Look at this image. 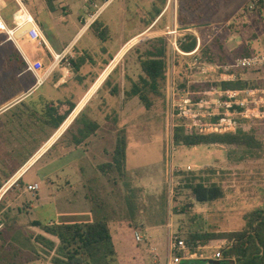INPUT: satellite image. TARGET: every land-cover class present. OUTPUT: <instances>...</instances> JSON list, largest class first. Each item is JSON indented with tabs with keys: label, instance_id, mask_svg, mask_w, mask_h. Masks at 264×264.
<instances>
[{
	"label": "rangeland",
	"instance_id": "obj_1",
	"mask_svg": "<svg viewBox=\"0 0 264 264\" xmlns=\"http://www.w3.org/2000/svg\"><path fill=\"white\" fill-rule=\"evenodd\" d=\"M200 1L202 5L200 12L203 19L199 24H209L202 27L206 28L202 30L206 43L218 35L225 40L230 51H239V55L232 58L234 61L243 57H256L260 61L251 68L234 69L238 70L235 75L238 74L242 79L249 81L252 88L238 92L236 97L239 102L245 100L246 107L250 110L245 114L247 116L245 118L236 116L237 129L241 128L253 133L262 143V150L258 153L259 156H251L234 146L212 145L186 148L171 143V124L180 122L177 118L172 121V92L178 89L175 91L179 93L176 97L179 99L182 97L183 89H188L187 81L188 83H195L199 80L206 82L207 78L220 81V69L215 68V72L214 70L202 72L193 64L190 57L176 54L173 47L174 42L177 43L178 39L187 32L177 23L178 0L176 5L174 2L170 5L166 2L162 7L160 15L162 18L149 31H146V28L155 14L157 0H114L106 10L108 13L115 10L123 13L121 21H124L126 38L132 40L125 48L127 54L120 61L118 75L122 76V68L125 67L132 79L135 81L138 79L141 73L138 61L149 46V41L162 37L167 49L166 81L162 87L161 96H151L153 105L149 110L137 100L124 102L123 95L113 98L111 104L115 107L118 104L125 106V111H121L120 118L123 124L118 128L126 139L125 168L121 175L113 168L109 170L107 176L98 178V182L94 184L95 196L108 208L110 220H123L122 218L126 216L123 201L126 184L134 191L138 205L142 209L139 214L141 217L137 220L145 223L140 228L143 234L151 240L145 241L144 245L148 248L151 243L155 245L152 254L147 251L141 253L139 250L132 254L129 250L122 252V244H117L119 255L116 256L114 264H169L170 235H179L188 242V236L196 231L200 233L240 231L247 226L246 216L248 217L253 210L262 207L264 203V0ZM63 3L61 0L56 2V11L49 13L43 0H0V16L4 20L8 17L5 21L9 28H13L12 15L19 8V4H23L36 23L38 20L43 23V31L45 30L44 34L48 40L58 34L60 39L68 42L79 25H75L77 15L74 9L65 16ZM103 3L104 0H91L90 13H95ZM130 30L134 33L131 34ZM122 31V29L119 31L115 29L116 35L109 36L115 47L120 44L118 39L121 38ZM135 31L142 33L137 36ZM190 31L198 36L197 31ZM108 33L110 34L106 29L105 35L107 36ZM7 38L6 34L0 33V103L19 88L18 84L7 76L13 73L8 57L16 50L12 42H7ZM17 41L19 46L26 48L30 53L34 52L33 56L40 47L23 35H20ZM121 42L125 44L124 39ZM198 45L199 39L197 40ZM243 48L248 51V56H240ZM173 64H176V72L173 70ZM180 81H184L186 86H181ZM216 98L206 97L211 101ZM210 108H215V106L211 104ZM110 114L111 112L107 115ZM109 117L111 122L116 116L110 115ZM2 122L5 123V119H2ZM111 124L115 126V123L111 122ZM19 126L25 128L23 123ZM13 130L8 129L5 137H0V169H4L7 174L36 144L33 138L25 142L21 141V137L18 136L21 133L20 127H16L15 132ZM12 132L16 141L8 136ZM22 134L25 135L28 132L23 130ZM113 146L109 148L108 157L89 156L88 162L77 163L78 169L83 165L90 164L95 167L110 162ZM51 156L52 154L47 155L23 178L25 183L36 182L40 186V189L34 193L35 196L26 194L29 215L23 217V221L35 219L43 222L52 220L57 222L63 219L89 218L92 202L85 198V188L71 189L68 187L64 192L62 187L67 186L71 178L68 174L61 179L56 178L62 175L60 169L63 170L64 165H69L70 156H64L62 160L56 162L48 160ZM106 158L109 160L100 161ZM91 173L100 174L99 171L89 172ZM48 178L53 180V185L50 181L48 182ZM91 178L83 176L79 181L81 184L85 182L88 184ZM189 178H194L197 182L220 185L224 196L210 203H197L190 190L186 188ZM188 245L196 251L197 259L183 260L180 264H204L206 260L214 259V255L226 247L227 241L216 239ZM33 264L48 263L41 258Z\"/></svg>",
	"mask_w": 264,
	"mask_h": 264
},
{
	"label": "trees",
	"instance_id": "obj_2",
	"mask_svg": "<svg viewBox=\"0 0 264 264\" xmlns=\"http://www.w3.org/2000/svg\"><path fill=\"white\" fill-rule=\"evenodd\" d=\"M48 9L54 11L55 3L59 0H43ZM93 1V0H92ZM157 7L154 9V16L150 24L154 22V28L158 21L162 18V7L167 0H157ZM253 1V0H251ZM200 0H178L177 23L181 28H186L191 24H199L202 22V13ZM159 18V19H158ZM149 24V25H150ZM206 28L194 29L198 36L191 31H187L178 39L179 56L190 57L193 64L199 69L205 66H217L222 71L226 64L232 63L235 56L239 55V51H230L225 40L216 35L210 42L205 41L204 31ZM26 29H23L25 32ZM99 37L104 39L100 34ZM199 45L197 46V40ZM240 56H248L249 53L245 48ZM166 43L162 37H158L149 41V46L141 54L139 64L141 74L136 81L132 82L131 88L125 93V98L136 97L149 110L153 105L151 96H161V90L166 81L167 62H166ZM15 58L19 59L17 53L8 57V62ZM245 58V57H243ZM232 59V60H231ZM231 60V61H230ZM19 66L24 70L26 65L20 59ZM173 70L176 72V64H173ZM235 76L233 80H220L211 82L192 83L187 81L181 82V86H186L192 93V99L199 101L206 98L199 92L217 89L221 92L236 91L242 92L251 88V83L242 79L238 74V70L234 68L229 71ZM110 77V76H109ZM108 77V78H109ZM108 78L104 82H108ZM103 84V85H104ZM178 90V89H177ZM116 94L115 92L112 95ZM224 97V98H223ZM223 100L227 97L224 95ZM74 105L70 104L69 109L62 115L58 116L51 123L52 129L56 130L67 119L73 111ZM235 110H242L239 106L234 107ZM51 114H56L57 109H50ZM180 121V120H179ZM75 124H81L82 128L78 129L80 139H85L93 134L98 125L87 120L84 113H80L74 120ZM121 131H117L113 152L111 153V161L98 166L99 177L90 180L91 186L85 197L91 202V215L84 219H63L61 221L52 220L43 222L41 220H27L22 222V218L29 214L27 208L8 209L0 218V264H30L34 263L42 255H50V251L54 254L50 258L51 264H114L116 262L117 252L115 249L113 237L109 227L110 216L106 205L96 199V187L94 184L98 182V178H104L109 174L110 169H115L118 174H122L125 168L126 160V139ZM173 143L175 146H183L193 148L198 146H234L240 148L246 154L251 156H259L262 150V143L250 131L241 128L235 132L225 133H190L187 134L182 121L176 123L173 130ZM78 141V139H75ZM16 170L12 171L13 174ZM9 177V175H8ZM7 177V178H8ZM1 186V182H0ZM126 192L123 196L124 209L126 216L122 218L129 227H136L138 215L142 212L133 190L125 184ZM197 203L205 204L221 199L224 196L222 187L216 183L206 184L203 181H195L194 178L187 179V185ZM3 203L0 202V210ZM29 204H27V207ZM23 216V217H22ZM247 226L240 231L224 232V233H200L198 231L188 236V244H197L198 242H207L209 240H225L226 247L221 252V260L227 264H264V203L263 206L253 210L248 217L246 216ZM30 227H36L43 230L46 234L52 235L58 239V244L46 237L35 234ZM40 250V251H39Z\"/></svg>",
	"mask_w": 264,
	"mask_h": 264
},
{
	"label": "crops",
	"instance_id": "obj_3",
	"mask_svg": "<svg viewBox=\"0 0 264 264\" xmlns=\"http://www.w3.org/2000/svg\"><path fill=\"white\" fill-rule=\"evenodd\" d=\"M61 1H63V5H65V16L70 14L74 9L77 15L75 25H79L68 42L60 39L58 34H56L53 39L48 40L47 36L44 34L45 30L43 31V23L40 22V20H38L37 25L44 36L46 46H40L35 52L36 56L32 55L34 52L30 53L26 48L19 46V43L16 46L7 38V42H12L16 47V50L14 49L16 52L13 51L11 55L13 56L15 53L19 55L18 60L13 58L12 61L9 62L13 73L7 76L9 79L16 82L19 88L0 103V137H5L8 129H14L13 132H15L16 127H20L21 133H19L18 136L21 137V141L25 142L27 139L31 140V138H33L36 144L30 152L17 162L18 164L16 163V166L10 169L9 174L5 173L4 169H0V202L3 203L2 209L0 210V218L8 209H29V207L26 206L28 204L25 199L26 194L35 196L34 193L40 189V186L37 191H29L27 186L36 182L25 183L23 178L34 166L49 154H52V156L48 158L51 162L62 160V158L67 155L70 156L69 165H64L63 170L60 169L62 175L56 176L57 179H61L64 175L68 174L71 178L67 186H61L62 190L65 192L68 187L71 189L74 187H83L85 188L86 194L88 186L92 184L90 182H88V184H86V182L85 184H81L79 180L83 176L92 177L91 179L99 177L100 174H89L91 171L98 172V166L94 167L89 164L83 165L78 169L77 163L83 161L88 162L89 156L108 157L110 155L109 148L114 145L116 132L123 124L120 120L121 111H125V106L122 107L118 104L117 107H115L111 105L113 103V98L123 95L124 102H131L132 100L140 102L136 97L125 98V93L130 90L132 82L135 81L127 73L126 68H122V76L117 74L120 61L127 54V49L125 48L132 41L126 38L127 33L123 24L124 21H121L123 13L118 10L108 13L106 10L108 5L97 13L94 22L90 26H84V20L88 15L92 14L89 9L91 0ZM48 11L52 13L55 12L56 9L54 11L49 9ZM5 20H8V17H5ZM5 20L0 16V28L2 26L4 27V25L8 26ZM153 25L154 22L146 28V31L152 30ZM106 29L110 32L107 36L105 35ZM115 29L118 31L120 29L123 30L121 38L118 36V40L120 41L118 47L112 45V38L109 37L115 34ZM130 32H132L131 34L134 33L133 30H130ZM136 32L137 36L142 33L135 31V33ZM0 33L5 34L4 31L1 30ZM23 33V30L17 31L15 38L18 39ZM99 34L104 39H101ZM122 39L125 40V44H122ZM41 50H43V52ZM65 50H67V54L60 64L52 70H47L52 62L50 51L53 53H62ZM24 55L31 61L39 60L43 63V72L47 71L45 75L41 72V75L44 77L41 82L37 83L33 74L26 72L25 69L21 70L19 66H12L15 63L19 65L20 59L24 62ZM138 65L140 66L139 61ZM220 74H222V71H219V75ZM107 78L108 82L104 84ZM127 82L129 83L128 85ZM121 84L123 85L122 87ZM113 92L116 94L112 95ZM70 104L74 105L73 111L59 128L53 130L51 123L55 121L58 116L66 112ZM133 107H135V105H133ZM55 108L57 109V113L51 114L49 110ZM81 112L84 113L85 119L91 120L98 125L97 130L85 139H80L78 136V129L82 128L81 124L73 123ZM109 112H111L110 115L116 116L113 118L111 117V122L115 123V126H112L109 120L110 115H107ZM2 119H5V123L2 122ZM116 121H118L119 124ZM22 123L25 128L19 126ZM23 130H26L28 134L23 135ZM13 132L8 136L13 137L15 140ZM75 139H78V141H75ZM107 160L109 159L106 158L100 161L104 162ZM14 170L16 171L11 174ZM79 172L84 174L82 175ZM49 181L53 185V180L51 178H48V182ZM51 194L54 195L55 193ZM138 217L141 216L138 215ZM22 222H25L23 218ZM135 223L136 227L131 228L124 220L116 219L109 222L117 255H119V246L117 244H122V252L124 250L126 252L129 250L132 254L135 253L136 250H139L141 253L147 251L152 254L154 252H152V249L155 245L151 243L149 248L144 245L145 241H151L149 237L143 234L140 228L145 225V223H140L138 220H136ZM30 230L35 232V234H40L53 241L55 245L58 244V239L56 237L46 234L43 230L36 227H30ZM135 231L144 235V242H136L134 239ZM49 253L50 255L48 256L40 252L44 262L51 264L50 258L54 254V251L52 250ZM39 260H41V258Z\"/></svg>",
	"mask_w": 264,
	"mask_h": 264
},
{
	"label": "built area",
	"instance_id": "obj_4",
	"mask_svg": "<svg viewBox=\"0 0 264 264\" xmlns=\"http://www.w3.org/2000/svg\"><path fill=\"white\" fill-rule=\"evenodd\" d=\"M114 0H104L102 6L93 14H90L84 20V26H90L96 16L97 13L110 5ZM171 2H174L176 5L177 0H167L168 5ZM12 20L14 27L9 28L4 25L0 28L1 31L7 35L8 40H11L16 46L18 44L17 38H15V34L19 30H23L26 28L25 32L22 34L24 37H27L30 41L36 43L38 46H43L45 44L44 36L40 31L34 17L30 14V12L26 9L23 4H19V8L13 13ZM174 50L180 54V50L178 49V45L174 42ZM52 62L48 66L47 70L54 69L63 58L67 54V50L62 53H53L50 51ZM24 63L26 65L25 71L32 73L35 77L37 83L41 82L44 77L41 75V72L44 70V65L39 60L31 61L26 55L23 56ZM260 62L256 57H247V58H238L233 61L231 64H226L222 68V74H220L219 80H233L234 75L230 74L229 71L232 68H251L256 66V64ZM215 68L217 66H208L203 67L202 72H210V70L216 71ZM46 70V71H47ZM45 71V72H46ZM45 72L43 74L45 75ZM212 80L206 79V82H211ZM205 82V81H201ZM177 90V89H175ZM172 92V101H171V116L172 121L176 118L182 121L183 126L187 134L196 132V133H225V132H235L238 127V123L236 121V116L247 117L245 114L250 110L246 107V101L243 100L241 102L237 101L236 97L238 92L236 91H226L221 92L217 89H211L209 91L199 92V94H203L206 97H217L214 101L209 99H201L199 101H194L192 99L193 93L188 89H183L182 97L176 99L179 96V93L176 91ZM178 91V90H177ZM227 97L226 100L221 99L222 95ZM211 104L215 106V108H210ZM170 106V105H169ZM240 106L242 109L235 110L234 107ZM175 118V119H174ZM208 119V120H206ZM172 126V137L173 130L176 124L173 122ZM171 137V143H173V139ZM39 185L37 183L31 184L27 186L29 191H37ZM134 239L136 242H144L145 237L140 232L135 231ZM155 249H152V252ZM168 251L171 254L169 264H180L183 260L191 261L197 259L196 251H193L192 248L188 245V243L181 236L172 234L169 237L168 243ZM221 252L219 251L214 255V259H220Z\"/></svg>",
	"mask_w": 264,
	"mask_h": 264
},
{
	"label": "water",
	"instance_id": "obj_5",
	"mask_svg": "<svg viewBox=\"0 0 264 264\" xmlns=\"http://www.w3.org/2000/svg\"><path fill=\"white\" fill-rule=\"evenodd\" d=\"M209 25L208 23H203V24H197V25H190L185 28V30L190 31L198 28H202ZM204 264H224L221 260L219 259H211V260H206Z\"/></svg>",
	"mask_w": 264,
	"mask_h": 264
},
{
	"label": "flooded vegetation",
	"instance_id": "obj_6",
	"mask_svg": "<svg viewBox=\"0 0 264 264\" xmlns=\"http://www.w3.org/2000/svg\"><path fill=\"white\" fill-rule=\"evenodd\" d=\"M219 260H221V259H219ZM222 261V260H221Z\"/></svg>",
	"mask_w": 264,
	"mask_h": 264
}]
</instances>
